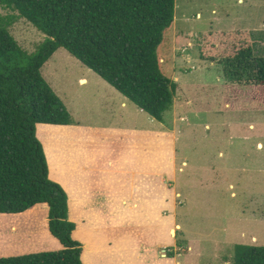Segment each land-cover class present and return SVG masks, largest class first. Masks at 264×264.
Wrapping results in <instances>:
<instances>
[{
  "label": "rangeland",
  "instance_id": "374dc122",
  "mask_svg": "<svg viewBox=\"0 0 264 264\" xmlns=\"http://www.w3.org/2000/svg\"><path fill=\"white\" fill-rule=\"evenodd\" d=\"M10 14L16 15L0 7V15ZM9 32L29 54L45 39L21 18ZM234 44L250 45L257 55H264V0H176L174 22L160 53L179 61L174 71L180 75L191 72L192 65L205 73L201 81L182 83L187 92L176 90L181 109L177 118L185 122L178 119L174 126L151 119L129 102L121 107L123 97L62 48L41 69L75 130L73 136L67 128L41 125L36 138L42 148L76 145L103 150L102 160L108 158L114 166L124 160L156 161L157 171L167 172L172 189L181 194L180 227L172 229L173 236L185 247L188 242L193 245L184 259L197 264H233L236 245L264 246V110L250 108L245 97L234 100L220 84L225 82L224 51ZM187 47L191 48L183 54ZM212 47L223 51L221 56L217 61L202 60L200 53L212 52ZM80 78L86 83L80 84ZM14 216L0 215L1 248H7L1 239Z\"/></svg>",
  "mask_w": 264,
  "mask_h": 264
},
{
  "label": "trees",
  "instance_id": "16d2710c",
  "mask_svg": "<svg viewBox=\"0 0 264 264\" xmlns=\"http://www.w3.org/2000/svg\"><path fill=\"white\" fill-rule=\"evenodd\" d=\"M175 2L0 0V7L16 13L0 15V215L46 204L48 230L62 246L55 252L1 257L0 264H82L81 245L71 237L75 226L68 220L67 196L48 178L45 154L36 138L37 124H71L67 108L42 77L43 65L62 48L162 122L176 92L167 58L160 53L174 22ZM18 18L45 36L32 54L9 32ZM222 52L212 47L200 58L217 61ZM224 53L221 68L230 97L236 101L245 97L250 108L264 110V55L238 44ZM233 264H264V246L236 245Z\"/></svg>",
  "mask_w": 264,
  "mask_h": 264
},
{
  "label": "crops",
  "instance_id": "0c3cea01",
  "mask_svg": "<svg viewBox=\"0 0 264 264\" xmlns=\"http://www.w3.org/2000/svg\"><path fill=\"white\" fill-rule=\"evenodd\" d=\"M178 63L177 60L175 63L174 60L165 61L178 94H182L187 86L182 83L201 81L205 71L201 67L196 71V66L192 65L191 72L180 75L175 72ZM79 82L85 84L86 79L80 78ZM220 84L225 85V82ZM181 100L192 103L186 98ZM127 102L123 97L121 107ZM180 110L174 98L162 122L173 126L178 119L185 122V118H177ZM41 125L67 128L75 136L70 125L37 124L36 132L38 129L39 133ZM50 148H43L48 178L67 196L68 220L75 226L71 237L81 245L82 264H197L184 259L187 252H193V245L188 242L185 247L170 235L176 224L180 227L177 198L181 194L172 189L167 172L157 171L156 161L130 163L124 160L114 166L112 160H102L103 150L97 153L92 148L76 145ZM104 153L107 155V150ZM15 215L18 217L14 216L15 221L8 226L9 232L1 239L7 248L0 247V258L62 249L48 230L46 204H37ZM252 240L256 242L255 237Z\"/></svg>",
  "mask_w": 264,
  "mask_h": 264
},
{
  "label": "built area",
  "instance_id": "2783aa9c",
  "mask_svg": "<svg viewBox=\"0 0 264 264\" xmlns=\"http://www.w3.org/2000/svg\"><path fill=\"white\" fill-rule=\"evenodd\" d=\"M189 48H191V47L183 48V49L181 50L182 53H183V54H185V53L187 54V53H188L187 51L189 50ZM188 58H189V56H188ZM163 256H165V255H163Z\"/></svg>",
  "mask_w": 264,
  "mask_h": 264
},
{
  "label": "bare ground",
  "instance_id": "6f19581e",
  "mask_svg": "<svg viewBox=\"0 0 264 264\" xmlns=\"http://www.w3.org/2000/svg\"><path fill=\"white\" fill-rule=\"evenodd\" d=\"M172 235H174V230L171 231Z\"/></svg>",
  "mask_w": 264,
  "mask_h": 264
}]
</instances>
